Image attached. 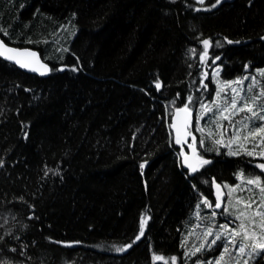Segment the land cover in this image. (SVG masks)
I'll return each instance as SVG.
<instances>
[{
  "label": "trees",
  "instance_id": "trees-1",
  "mask_svg": "<svg viewBox=\"0 0 264 264\" xmlns=\"http://www.w3.org/2000/svg\"><path fill=\"white\" fill-rule=\"evenodd\" d=\"M213 3L0 0V38L64 68L44 78L0 58V261L172 264L175 256L176 264H193L218 257L220 242L184 258L212 239L203 236L207 228L217 232L227 223L223 209L204 200L215 204L214 182L240 185L238 196H252L244 180H264L255 167L264 159L228 155L206 135L216 131L212 113L199 120L203 134L197 118L225 82L248 77L232 87L248 96L264 92V0H222L204 10ZM204 39L210 51L201 61ZM185 104L195 110L198 150L211 161L195 174L184 169L185 146L171 130L174 111ZM249 139L251 150L260 137ZM142 216L144 236L127 248Z\"/></svg>",
  "mask_w": 264,
  "mask_h": 264
},
{
  "label": "snow or ice",
  "instance_id": "snow-or-ice-1",
  "mask_svg": "<svg viewBox=\"0 0 264 264\" xmlns=\"http://www.w3.org/2000/svg\"><path fill=\"white\" fill-rule=\"evenodd\" d=\"M222 0H215V3L211 4L208 8L204 10H210V8H215L219 5ZM198 3L203 4L204 0H198ZM199 11L200 9H195ZM2 31V30H0ZM7 35V32L4 33ZM228 44L234 43L231 40H227ZM238 43V42H237ZM204 46L203 52L200 54L199 59L202 61L206 55H208V48L210 41L204 39L202 41ZM217 47L222 45L217 42ZM66 51V50H65ZM195 49L192 52L195 53ZM0 58L7 60L16 64L22 69H27L31 72H39L40 75H45L51 71H63L64 68L52 69L46 62H42L39 55L35 51L31 50H20L14 47H8L5 43L0 40ZM213 62L220 59L219 56L213 57ZM72 71H77L76 67L71 69ZM207 75V74H205ZM259 75L264 77V70H261ZM249 79L248 77H242L239 80L225 82L224 85L216 93V98L211 105L203 104L202 111L203 115L197 118V128L196 131L204 133V129L199 126V120L204 119L209 113H212L210 117L211 122L215 125V132L209 130L206 135L211 139L212 143L217 146H222L227 149L228 155L238 156L243 153L249 157H259L264 159V149L259 152L256 148L264 144V103H259L262 98H264V92H256L253 95H241L244 89L240 87L233 88L232 84L241 85L243 81ZM255 85V78H252L251 83L247 86L246 91L252 93ZM203 88H207V85H201ZM162 87L161 83L157 81L155 83V88L160 90ZM189 103L193 102L191 96L188 97ZM175 103V101H173ZM181 113H183V118H181ZM240 113H245L246 115L236 119ZM191 117L192 110L189 108L188 104H185L181 108L176 109V114L173 118V123L171 127L175 131V142L180 145L182 143H187V138L191 135L189 129L191 127ZM227 123H224V122ZM228 137L225 140V137ZM256 137H260L258 142L253 143V147L249 150L246 147V143L255 141ZM193 142H195L196 137L192 136ZM199 144L201 147L205 145V139L202 135ZM235 145V149L233 148ZM193 157L198 160L200 166L207 165L211 161L204 159L203 157L196 155V149L192 148ZM184 156V165L190 169L192 173L198 171V166L190 161V157L186 154ZM2 165V162H0ZM144 164H141V169L144 168ZM262 172H264V163H259L255 165ZM245 173L240 174V178L243 179ZM249 188L244 189L252 193V196L245 199L243 197L237 196L232 197L231 192L235 191L240 185L229 186L223 185V188L229 189L227 194V200L224 199V193L221 191V185L216 184L217 197L215 204L209 203L204 200V203L209 208L221 209L223 206V211L227 216L231 217L227 223L220 224L218 227L220 231L213 232L211 227L207 228L203 236L212 237L211 240L205 239L199 246H193L192 251L186 250L184 252V258L186 260L195 257L197 253L202 250H211L212 246L219 243V255L214 260L201 261L196 259L193 264H257L258 261L264 260V180L260 176H248L244 180ZM235 200L234 204L229 206H224L232 200ZM243 205V208L239 207ZM255 205V208L253 207ZM213 216L216 215L215 212L212 213ZM259 218V219H257ZM237 222L234 227L230 225L233 222ZM147 220L145 217H141L140 228L138 235L131 241L126 247L131 248L133 244L141 239L145 233V226ZM257 228L259 231H257ZM15 251V249H11ZM125 248L117 249V251H125ZM154 261H164V257L161 255H154L152 257ZM177 257H171L172 264H176ZM0 264H8L7 261H0ZM165 264H168L165 261Z\"/></svg>",
  "mask_w": 264,
  "mask_h": 264
},
{
  "label": "water",
  "instance_id": "water-1",
  "mask_svg": "<svg viewBox=\"0 0 264 264\" xmlns=\"http://www.w3.org/2000/svg\"><path fill=\"white\" fill-rule=\"evenodd\" d=\"M0 40H2V39L0 38ZM2 41H3V40H2ZM3 42H4V41H3ZM4 43H5V42H4ZM5 45L8 46V47H13V46H10V45H8V44H6V43H5ZM14 48H16V47H14ZM17 49H20V48H17ZM20 50H31V51H35V52L39 55L41 61L44 62V60L42 59V57H41V55L39 54L38 51L33 50V49H30V48H24V49H20ZM1 59H3V58H1ZM3 60H4V59H3ZM4 61L7 62V63H9V64H11V65L16 66V67L19 68L21 71H23V72H25V73H27V74H30V75L40 76V77H44V78H46V77H48V76L50 75V72L47 73V74H45V75H40L39 72H31V71H29V70H27V69H22V68L18 67L16 64H14V63H12V62H9V61H7V60H4ZM47 65H48V64H47ZM48 66H49V65H48ZM49 67H50V66H49ZM175 114H176V111H175L174 114H173V117H172V123H173V118H174ZM181 118H183V113H181ZM193 118H194V114L192 113L191 121L193 120ZM171 125H172V124H171ZM171 130H172V132H173L174 137L176 138V136H175V131H174V129H173L172 127H171ZM189 141H190V136L187 138V143H183V144L186 145V146L188 147V149H189V153L186 154V155H188V156L190 157V161H191L192 163L196 164V165L199 167L200 165L198 164V160H196V159L193 157V153H192V148H195V149H196V147H194V146H188V142H189ZM197 153H198V151H197V149H196V155H197ZM183 167H184V169L190 171V169L187 168V167L184 165V157H183ZM190 172H191V171H190ZM191 173H192V172H191ZM214 187H215V189H216V184L214 185ZM221 191H222V188H221ZM216 195H217V189H216Z\"/></svg>",
  "mask_w": 264,
  "mask_h": 264
},
{
  "label": "rangeland",
  "instance_id": "rangeland-1",
  "mask_svg": "<svg viewBox=\"0 0 264 264\" xmlns=\"http://www.w3.org/2000/svg\"><path fill=\"white\" fill-rule=\"evenodd\" d=\"M198 1V0H197ZM208 51H210V49H208ZM216 69V67H213V70H215ZM218 69V68H217ZM213 70H212V74H213ZM217 71V70H216ZM216 74V73H215ZM244 91H245V89H244ZM244 91H242V93H241V95L242 96H244ZM176 111V110H175ZM174 111V112H175ZM193 112H194V114H195V110H193ZM192 127V126H191ZM194 144L193 145H195L196 147H197V145L195 144V142H193ZM198 149V148H197ZM187 152V149H186V147H185V153ZM189 153V152H188ZM188 153H186V154H188ZM197 156H200V157H202V155H201V152H199V150H198V153H197ZM229 186H231V185H229ZM232 186H236V185H232ZM239 188V187H238ZM238 188H236V190L235 191H233V192H231V195H232V197L233 198H235V197H237L238 196V194H239V189ZM225 191H226V200H227V194H228V192H229V189H226L225 188ZM235 203V200L233 199L231 202H229L228 204H225V206H229L230 207V205L231 204H234ZM239 207H241V208H243V205L241 204ZM254 208H255V205L253 206ZM229 219H231V217H228ZM257 219H259V218H257ZM233 223H237V222H233ZM257 231H259V229L257 228Z\"/></svg>",
  "mask_w": 264,
  "mask_h": 264
},
{
  "label": "flooded vegetation",
  "instance_id": "flooded-vegetation-1",
  "mask_svg": "<svg viewBox=\"0 0 264 264\" xmlns=\"http://www.w3.org/2000/svg\"><path fill=\"white\" fill-rule=\"evenodd\" d=\"M191 144H194V143H193V140H191ZM195 144H196V143H195ZM197 148H198V147H197ZM198 149H199V148H198ZM199 152H200V150H199ZM204 166L206 167V165H204ZM202 167H203V166H202ZM203 168H204V167H203ZM203 168H202V169H203ZM202 169H201V170H202ZM223 185H225V184H222V192L225 194V195H224V199L226 200V191H225V188H223ZM213 191H214V189H213ZM215 191H216V189H215ZM213 199L216 201V196H215V195H214ZM224 206H225V205H224ZM222 208H223V206H222ZM222 208H221V209H222ZM216 210H219V209H216ZM228 220H229V218H226V221H228Z\"/></svg>",
  "mask_w": 264,
  "mask_h": 264
},
{
  "label": "clouds",
  "instance_id": "clouds-1",
  "mask_svg": "<svg viewBox=\"0 0 264 264\" xmlns=\"http://www.w3.org/2000/svg\"><path fill=\"white\" fill-rule=\"evenodd\" d=\"M219 183V182H218Z\"/></svg>",
  "mask_w": 264,
  "mask_h": 264
}]
</instances>
